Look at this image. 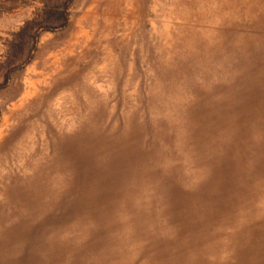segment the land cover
<instances>
[{
  "label": "rangeland",
  "instance_id": "374dc122",
  "mask_svg": "<svg viewBox=\"0 0 264 264\" xmlns=\"http://www.w3.org/2000/svg\"><path fill=\"white\" fill-rule=\"evenodd\" d=\"M263 8L0 0V264H264Z\"/></svg>",
  "mask_w": 264,
  "mask_h": 264
},
{
  "label": "bare ground",
  "instance_id": "6f19581e",
  "mask_svg": "<svg viewBox=\"0 0 264 264\" xmlns=\"http://www.w3.org/2000/svg\"><path fill=\"white\" fill-rule=\"evenodd\" d=\"M233 1H234V0H233ZM260 1H261V0H260ZM171 2H172V1H171ZM177 3H179V2H177ZM248 3H249V2H248ZM185 4H188V3H185ZM185 4H184V5H185ZM207 4H208V3H207ZM215 4H216V3H215ZM218 4H219V3H218ZM176 5H177V4H176ZM178 5H179V4H178ZM222 5L224 6V4H222ZM244 5H245V4H244ZM179 6H181V5H179ZM182 6H183V5H182ZM216 6H217V5H216ZM248 6H249V5H248ZM217 7H218V6H217ZM177 8H178V7H177ZM175 9H176V8H175ZM184 9H185V8H183V10H184ZM212 9H213V8H212ZM263 9H264V8H263ZM250 10H251V9H250ZM255 10H256V9H255ZM260 11H261V10H260ZM143 12H144V11H143ZM244 13H245V12H244ZM207 14H208V13H207ZM217 14H218V12H217ZM217 14H215V15H217ZM261 14H262V13H261ZM225 15H226V14H225ZM213 16H214V15H213ZM213 16H212V17H213ZM238 16H239V15H238ZM250 16H251V15H250ZM261 16H262V15H261ZM111 17H112V16H111ZM170 17H171V16H170ZM239 17H240V16H239ZM241 17H242V16H241ZM225 18H227V17H225ZM251 18H252V17H251ZM257 18H258V17H257ZM263 18H264V17H263ZM263 18H262V19H263ZM212 19H214V18H212ZM255 19H256V18H255ZM183 20H184V19H183ZM190 20H191V19H190ZM250 20H251V19H250ZM250 20H249V21H250ZM185 21H186V20H185ZM193 21H194V20H193ZM226 21H227V20H226ZM180 22H182V21H180ZM189 22H190V21H189ZM206 22H207V21H206ZM216 22H217V21H216ZM242 22H243V21H242ZM112 23H113V22H112ZM175 23H176V22H175ZM185 23H187V22H185ZM192 23H193V22H192ZM236 23H237V22H236ZM238 23H240V22L238 21ZM109 24H110V23H109ZM109 24H108V25H109ZM113 24H114V23H113ZM140 24H141V23H140ZM231 24H234V23L232 22ZM244 24H245V23H244ZM110 25H111V24H110ZM141 25H142V24H141ZM248 25H249V24H248ZM175 26H176V25H175ZM190 26H192V25H190ZM198 26H199V25H198ZM240 26H241V25H240ZM110 27H111V26H110ZM241 27H242V26H241ZM244 27H245V26H244ZM177 28H178V27H177ZM193 28H194V27H193ZM216 28H217V27H216ZM220 29H221V28H220ZM222 29H223V28H222ZM222 29H221V30H222ZM178 30H179V28H178ZM157 31H158V30H157ZM197 31H198V30H197ZM164 32H165V31H164ZM164 32H163V33H164ZM167 32H168V31H167ZM259 32H260V31H259ZM259 32H258V33H259ZM262 32H263V31H262ZM154 33H155V32H154ZM177 33H178V32H177ZM196 33H197V32H196ZM221 33H222V32H221ZM155 34H156V33H155ZM174 34H175V33H174ZM223 34L225 35V33H223ZM263 34H264V33H263ZM169 35H170V34H169ZM172 35H173V34H172ZM196 35H197V34H196ZM221 35H222V34H221ZM187 36H188V35H187ZM152 38H153V37H152ZM170 38H171V37H170ZM187 38H188V37H187ZM200 38H201V37H200ZM164 39H165V38H164ZM166 39H167V38H166ZM171 39H172V38H171ZM105 42H106V41H105ZM160 44H161V43H160ZM164 45H165V44H164ZM167 45H168V44H167ZM167 45H166V46H167ZM160 46H161V45H160ZM162 46H163V45H162ZM211 46H213V45H211ZM157 47L159 48L158 45H157ZM161 48L163 49V47H161ZM153 50H154V49H153ZM158 50H160V48H159ZM201 51H202V50H201ZM201 51H200V52H201ZM155 52H156V51H155ZM155 52H154V53H155ZM258 53H259V52H258ZM157 55H158V54H157ZM166 55H167V54H166ZM169 55H170V54H169ZM169 55H168V56H169ZM159 56H160V55H159ZM168 56H166V57H168ZM162 57H163V56H162ZM212 57H213V56H212ZM164 58H165V57H164ZM161 59H162V58H161ZM165 59H166V58H165ZM206 59H207V58H206ZM181 60H182V59H181ZM181 60H180V61H181ZM207 60H208V59H207ZM154 63H155V62H154ZM199 64H200V63H199ZM201 64H202V63H201ZM205 64H206V63H205ZM162 65H163V64H162ZM186 66H187V65H186ZM189 66H190V65H189ZM198 66H199V65H198ZM217 66H218V65H217ZM175 67H177V66H175ZM163 68H165V67H163ZM174 69H175V68H174ZM177 69H178V68H177ZM191 69H192V68H191ZM178 71H179V70H178ZM76 73H77V72H76ZM174 73H175V72H174ZM165 74H166V72H165ZM152 75H153V74H152ZM157 75H158V74H157ZM177 75H178V74H177ZM153 77H154V76H153ZM213 77H214V76H213ZM157 78H158V77H157ZM172 78H173V77H172ZM201 78H202V77H201ZM169 80H170V79H169ZM213 80H215V79H213ZM151 81H152V80H151ZM152 82H153V81H152ZM215 82H216V81H215ZM163 83H164V82H163ZM160 84H161V83H160ZM32 85H34V84H32ZM70 86H71V84H70ZM74 86H75V84H74ZM152 87H153V86H152ZM164 87H165V86H164ZM158 88H160V87H158ZM202 89H203V88H202ZM29 90H31V89H29ZM34 90H35V89H34ZM157 90H158V89H157ZM159 90H160V89H159ZM212 91H213V90H212ZM37 92H38V91H37ZM201 92H202V90H201ZM204 92H205V91H204ZM156 93H159V92H156ZM156 93H155V95H156ZM199 93H200V92H199ZM202 93H203V92H202ZM25 94H26V93H25ZM123 94H124V93H123ZM148 95H149V94H148ZM157 95H159V94H157ZM197 96H198V95H197ZM37 97H38V96H37ZM155 97H156V96H155ZM38 98H39V97H38ZM181 98H182V96H181ZM195 98H196V97H195ZM198 100H199V99H198ZM82 102H83V101H82ZM154 102H156V101H154ZM169 102H170V101H169ZM158 103H159V102H158ZM193 104H194V102H193ZM155 105H156V103H155ZM166 105H167V104H166ZM191 105H192V104H191ZM194 106H195V104H194ZM76 107H77V106H76ZM157 108H159V107H157ZM167 108H168V107H167ZM93 109H94V108H93ZM195 109H196V108H195ZM79 110H80V109H79ZM150 110H151V109H150ZM164 110H165V109H164ZM174 110H175V109H174ZM87 111H88V110H87ZM151 111H152V110H151ZM177 111H178V110H177ZM177 111H176V112H177ZM84 112H85V111H84ZM171 112H172V111H171ZM174 112H175V111H174ZM166 113H167V112H166ZM87 114H88V113H87ZM161 114H162V113H161ZM172 114H173V113H172ZM175 114H176V113H175ZM175 114H174V115H175ZM169 115H170V114H169ZM79 117H81V116H79ZM84 117H85V116H84ZM160 117H161V116H160ZM170 117H171V116H170ZM167 118H168V117H167ZM107 119H108V118H107ZM170 119H171V118H170ZM170 119H168V120H170ZM92 121H93V120H92ZM87 122H88V121H87ZM116 122H117V121H116ZM116 122H114V123L116 124ZM91 123H94V122H91ZM111 123H112V122H111ZM94 124H95V123H94ZM176 124L178 125L179 122L176 123ZM112 125H113V124H112ZM112 125H111V126H112ZM124 125H125V124H124ZM85 126H86V125H85ZM99 126H100V125H99ZM104 126H105V125H104ZM122 126H123V124H122ZM167 126H168V125H167ZM45 127H46V126H45ZM176 127H177V126H176ZM103 128H104V127H103ZM110 128H111V127H110ZM104 129H105V128H104ZM106 129H107V128H106ZM127 129H128V128H127ZM155 130H156V129H155ZM129 131H130V130H129ZM175 133H176V132H175ZM107 134H108V132H107ZM99 136H100V135H99ZM116 136H117V135H116ZM123 136H125V135H123ZM113 137H114V136H113ZM113 137H112V138H113ZM117 137H118V136H117ZM121 138H122V137H121ZM173 138H174V137H173ZM191 138H192V137H191ZM119 140H120V138H119ZM90 141H91V140H90ZM117 141H118V140H117ZM161 142H162V141H161ZM186 142H187V141H186ZM29 143H30V142H29ZM90 144H91V143H90ZM183 145H184V144H183ZM30 146H31V145H30ZM167 146H168V144H167ZM184 146H186V144H185ZM174 147H176V146H174ZM189 147H190V146H189ZM189 147H187L188 150H189ZM89 148H90V147H89ZM168 148H169V146H168ZM92 149H93V148H92ZM102 149H103V148H102ZM161 149H162V148H161ZM181 149H182V148H181ZM147 150H148V149H147ZM100 151H102V150L100 149ZM162 151H163V150H162ZM94 152H95V149H94ZM176 152H177V151H176ZM193 152H194V151H193ZM177 153H178V152H177ZM199 153H200V152H199ZM160 154H161V153H160ZM169 154L172 155L170 152H169ZM175 154H176V153H175ZM209 154H210V153H209ZM41 155H42V154H41ZM177 156H178V155H177ZM196 156H197V155H196ZM196 156H195V157H196ZM200 156H201V154H200ZM44 157H45V155H44ZM201 157H203V156H201ZM29 158H30V157H29ZM40 158H41V157H40ZM122 158H123V157H122ZM175 158H177V157H175ZM26 159H27V158H26ZM30 159H32V158H30ZM6 160H7V159H6ZM124 160H125V159H124ZM129 160H130V159H129ZM166 160H167V159H166ZM127 161H128V160H127ZM219 161H220V160H219ZM28 162H29V161H28ZM30 162H31V160H30ZM94 162H95V161H94ZM214 162H215V161H214ZM135 163H136V162H135ZM207 163H208V162H207ZM192 164H193V163H192ZM129 165H130V164H129ZM142 165H143V164H142ZM160 165H161V164H160ZM122 166H123V165H122ZM136 166H137V165H136ZM155 166H157V164H156ZM178 166H179V165H178ZM181 166H182V165H181ZM205 166H207V165L205 164ZM35 167H36V166H35ZM150 167H151V166H150ZM152 167H153V166H152ZM183 167H184V166H183ZM230 167H231V166H230ZM131 168H132V167H131ZM136 168H137V167H136ZM136 168H135V169H136ZM147 168H148V167H147ZM161 168H163V167H161ZM191 168H192V167H191ZM208 168H209V167H208ZM208 168H207V169H208ZM212 168H213V167H212ZM228 168H229V167H228ZM121 169H122V168H121ZM132 169H133V168H132ZM255 169H256V168H255ZM149 170H150V169H149ZM185 170H186V169H185ZM193 170H194V169H193ZM195 170H196V169H195ZM205 170H206V169H205ZM153 171H154V170H153ZM159 171H160V170H159ZM260 171H261V170H260ZM262 171H263V170H262ZM123 172H125V171H123ZM161 172H162V171H161ZM218 172H220V171H218ZM116 173H117V172H116ZM208 173H209V172H208ZM247 173H248V172H247ZM254 173H255V172H254ZM11 174H12V173H11ZM80 174H81V173H80ZM134 174H135V173H134ZM161 174H162V173H161ZM193 174H194V173H193ZM196 174H197V173H196ZM248 174H249V173H248ZM250 174H251V173H250ZM9 175H10V174H9ZM194 175H195V174H194ZM198 175H199V173H198ZM235 175H236V174H235ZM112 176H113V175H112ZM118 176H119V175H118ZM138 176H139V175H138ZM187 176H188V175H187ZM250 176H251V175H250ZM257 176H258V175H257ZM79 177H80V176H79ZM110 177H111V176H110ZM134 177H136V176H134ZM179 177H180V176H179ZM248 177H249V176H248ZM80 178H81V177H80ZM116 178H119V177H116ZM146 179H147V177H146ZM194 179H195V178H194ZM199 179H200V178H199ZM218 179H219V178H218ZM250 179H251V178H250ZM78 180L80 181V179H78ZM117 180H119V179H117ZM137 180H138V179H137ZM140 180H141V178H140ZM167 180H168V179H167ZM183 180H184V179H183ZM115 181H116V180H115ZM153 181H154V180H153ZM180 181H181V180H180ZM185 181H186V180H185ZM199 181H200V180H199ZM119 182H120V181H119ZM119 182H118V183H119ZM168 182H169V181H168ZM174 182H175V181H174ZM220 182H221V181H220ZM259 182H260V181H259ZM171 183L173 184V182H171ZM182 183H183V182H182ZM194 183H195V182H194ZM250 183H251V182H250ZM178 184H179V183H178ZM190 184H191V183H190ZM202 184H203V183H202ZM204 184H205V183H204ZM219 184H220V183H219ZM78 185H79V184H78ZM174 185H175V184H174ZM197 185H198V184H197ZM209 185H210V184H209ZM235 185H236V184H235ZM241 185H242V184H241ZM198 186H200V185H198ZM220 186H221V185H220ZM79 187H80V186H79ZM79 187H78V188H79ZM170 187H171V186H170ZM172 187H174V186H172ZM172 187H171V189H172ZM208 187H209V186H208ZM241 187H242V186H241ZM175 188H176V187H175ZM198 188H200V187H198ZM250 188H251V187H250ZM24 189H25V188H24ZM173 189H174V188H173ZM173 189H172V192H173ZM209 189H210V187H209ZM245 189H246V188H245ZM78 190H79V189H78ZM180 190H181V188H180ZM183 190H184V189H183ZM187 190H188V189H187ZM194 190H195V189H194ZM201 190H202V189H201ZM235 190H236V189H235ZM239 190H240V189H239ZM248 190H249V188H248ZM136 191H137V190H136ZM197 191H198V190H197ZM140 192H141V191H140ZM146 192H147V190H146ZM149 192H150V191H149ZM149 192H148V193H149ZM184 192H185V190H184ZM190 192H191V191H190ZM208 193H209V192H208ZM245 193H246V192H245ZM255 193H256V192H255ZM257 194H258V191H257ZM205 196H206V195H205ZM143 197H145V196H143ZM173 197H174V196H173ZM236 197H237V196H236ZM238 197H239V196H238ZM27 198H28V197H27ZM74 198H75V197H74ZM240 198H241V197H240ZM169 199H170V198H169ZM173 199H174V198H173ZM175 199H176V198H175ZM223 199H224V198H223ZM237 199H239V198H237ZM142 200H143V199H142ZM148 200H149V199H148ZM194 200H195V199H194ZM239 200H240V199H239ZM242 200H244V199H242ZM242 200H241V201H242ZM29 201H30V200H29ZM144 201H145V200H144ZM170 201H171V200H170ZM173 201H174V200H173ZM197 201H198V200H197ZM197 201H196V202H197ZM225 201H226V200H225ZM229 201H230V200H229ZM234 201H235V200H234ZM245 201H246V200H245ZM245 201H244V202H245ZM71 202H72V201H71ZM73 202H74V201H73ZM73 202H72V203H73ZM157 202H158V201H157ZM166 202H167V200H166ZM171 202H172V201H171ZM198 202H199V201H198ZM244 202H243V203H244ZM174 203H175V202H174ZM180 203L182 204V202H180ZM199 203H200V202H199ZM230 203H231V202H230ZM236 203H238V202H236ZM69 204H71V203H69ZM76 204H77V202H76ZM157 204H158V203H157ZM157 204H156V205H157ZM160 204H161V203H160ZM171 204H172V203H171ZM175 204H176V203H175ZM189 204H190V203H189ZM195 204H196V203H195ZM206 204H207V203H206ZM241 204H242V203H241ZM241 204H240V205H241ZM246 204H247V202H246ZM154 205H155V204H154ZM172 205H173V204H172ZM184 205H185V204H184ZM146 206H147V205H146ZM218 206H219V205H218ZM218 206L216 207L217 209H219ZM238 206H239V205H238ZM158 207H159V206H158ZM184 207H185V206H184ZM154 208H155V207H154ZM156 208H157V207H156ZM182 208H183V207H182ZM211 208H212V207H211ZM216 208H215V210H216ZM226 208H227V207H226ZM74 209H75V208H74ZM150 209H151V208H150ZM163 209H164V208H163ZM163 209H162V210H163ZM212 209H213V208H212ZM235 209H236V208H235ZM238 209H239V208H238ZM69 210H70V209H69ZM206 210H207V209H206ZM243 210H244V209H243ZM243 210H242L241 212H243ZM232 211H233V210H232ZM262 211H263V210H262ZM23 212H24V211H23ZM162 212H163V211H162ZM178 212H180V211H178ZM233 212H234V211H233ZM238 212H239V211H238ZM155 213H156V212H155ZM158 213H159V212H158ZM224 213H225V212H224ZM236 213H237V212H236ZM101 214H102V213H101ZM160 214H161V212H160ZM160 214H159V216H162V214H161V215H160ZM178 214H179V213H178ZM184 214H185V213H183V215H184ZM206 214H207V213H206ZM28 215H29V214H28ZM240 215H241V214H240ZM100 216H101V215H100ZM210 216H213V215H210ZM233 216H234V214H233ZM27 217H28V216H27ZM29 217H30V216H29ZM45 217H46V216H45ZM45 217H44V218H45ZM68 217H69V216H68ZM187 217H188V216H187ZM214 217H215V216H214ZM262 217H263V215H262ZM48 218H49V217H48ZM48 218H47V220H48ZM66 218H67V217H66ZM152 218H153V217H152ZM164 218H165V217H164ZM208 218H209V217H208ZM215 218H216V217H215ZM34 219H35V218H34ZM218 219H219V218H218ZM29 220H30V219H29ZM151 220H152V219H151ZM178 220H179V219H178ZM219 220H220V219H219ZM236 220H237V217H236ZM42 221H44V220H42ZM44 222H45V221H44ZM60 222H61V221H60ZM159 222H160V221H158V223H159ZM219 222H220V221H219ZM262 222H263V221H262ZM225 223H227V221H225ZM237 223H238V222H237ZM156 224H157V223H156ZM15 225H16V224H15ZM27 225H28V224H27ZM41 225H42V224H41ZM41 225H40V226H41ZM74 225H75V224H74ZM80 225H81V224H80ZM201 225H202V224H201ZM203 225L206 226V225H208V224L206 223V224H203ZM263 225H264V224H263ZM16 226H17V225H16ZM16 226H15V228H16ZM32 226H33V225H32ZM44 226H45V225H44ZM70 226H71V225H70ZM204 226H203V227H204ZM209 226H210V225H209ZM209 226H208V227H209ZM29 227H30V226H29ZM38 227H39V226H38ZM81 227H82V226H81ZM155 227H156V226H155ZM238 227H239V226H238ZM257 227H258V226H257ZM259 227H261V226H259ZM15 228H14V229H15ZM26 228H27V227H26ZM42 228H43V227H42ZM45 228H46V226H45ZM54 228H55V227H54ZM205 228H206V227H205ZM249 228H250V227H249ZM261 228H262V227H261ZM18 229H19V228H18ZM81 229H82V228H81ZM157 229H158V228H157ZM162 229H163V228H162ZM208 229H211V226H210V228H208ZM215 229H216V228H215ZM222 229H223V231H224V228H222ZM254 229H255V228H254ZM254 229H253V230H254ZM257 229H258V228H257ZM263 229H264V228H263ZM23 230H24V228H23ZM42 230H43V229H42ZM42 230H41V231H42ZM46 230H47V228H46ZM158 230H159V229H158ZM169 230H170V229H169ZM171 230H172V229H171ZM190 230H191V229H190ZM205 230H206V229H205ZM216 230H217V229H216ZM249 230H252V229H249ZM259 230H260V229H259ZM259 230H257L258 233H259ZM75 231H76V230H75ZM160 231H162V230H160ZM160 231H159V232H160ZM217 231H218V230H217ZM217 231H215V233H216ZM239 231H240V230H239ZM257 231H256V232H257ZM31 232H33V231H31ZM48 232H49V231H48ZM48 232H47V233H48ZM55 232H56V231H55ZM183 232H184V231H183ZM235 232H236V231H235ZM263 232H264V231H263ZM69 233H70V232H69ZM184 233H185V232H184ZM211 233H212V232H211ZM224 233H225V232H224ZM239 233H240V232H239ZM246 233H247V232H246ZM260 233H261V232H260ZM29 234H30V231H29ZM55 234H56V233H55ZM174 234H175V233H174ZM247 234H248V233H247ZM262 234H263V233H262ZM35 235H36V234H35ZM38 235H39V234H38ZM38 235H37V236H38ZM44 235H45V234H44ZM70 235H71V233H70ZM162 235L164 236V234H162ZM177 235H179V234H177ZM182 235H183V233H182ZM186 235H187V234H186ZM186 235H185V236H186ZM191 235H192V234H191ZM206 235H207V234H206ZM209 235H210V234H209ZM243 235H244V234H243ZM56 236H57V234H56ZM154 236H155V235H154ZM154 236H153V237H154ZM166 236H167V235H166ZM240 236H242V235L240 234ZM258 236H259V235H258ZM262 236H264V235H262ZM262 236H259V237H262ZM41 237H42V236H41ZM235 237L237 238V235H235ZM30 238H32V236H31ZM38 238H40V237L38 236ZM54 238H55V237H54ZM67 238H68V237H67ZM176 238H177V237H176ZM216 238H217V236H216ZM251 238H252V237H251ZM253 238H255V237H253ZM15 239H17V238L15 237ZM45 239H46V237H45ZM50 239H52V238H50ZM70 239H71V238H70ZM73 239H74V238H73ZM219 239H220V238H219ZM256 239H257V238H256ZM35 240H36V239H35ZM38 240H39V239H38ZM53 240H54V239H53ZM53 240H52V241H53ZM170 240H171V239H170ZM170 240H169V241H170ZM185 240H186V238H185ZM252 240H253V239H252ZM28 241H30V240L28 239ZM42 241H43V240H42ZM42 241H41V242H42ZM61 241H63V240H61ZM175 241H176V240H175ZM38 242H39V241H38ZM55 242H57V240H56ZM68 242H69V241H68ZM80 242H81V241H80ZM165 242H166V239H165ZM171 242H172V241H171ZM26 243H27V242H26ZM33 243H34V242H33ZM36 243H37V242H36ZM63 243H64V242H63ZM173 243H174V242H173ZM177 243H178V242H177ZM193 243H194V242H193ZM169 244H170V243H169ZM198 244H199V243H198ZM73 245H74V244H73ZM67 246H68V245H67ZM74 246H76V245H74ZM60 247H61V246H60ZM70 247H71V246H70ZM78 247H80V246H78ZM78 247H76V250L78 249ZM159 247H160V246H159ZM24 248H25V247H24ZM26 248H27V246H26ZM29 248H30V247H29ZM29 248H28V250H29ZM31 248H32V247H31ZM152 248H154V247H152ZM192 248H193V246H192ZM211 248H212V247H211ZM213 248H215V247H213ZM73 249H74V248H73ZM57 250H58V249H57ZM163 250H164V249H163ZM211 250H212V249H211ZM29 251H30V250H29ZM35 251H36V250H35ZM81 251H82V249H81ZM209 251H210V249H209ZM54 252H55V251H54ZM58 252H59V251H58ZM64 252H65V251H64ZM157 252H158V251H157ZM210 252H211V251H210ZM261 252H262V251H261ZM27 253H28V252H27ZM29 253H30V252H29ZM76 253H77V252H75V254H76ZM84 253H85V252H84ZM259 253H260V252H259ZM31 254H32V253H31ZM75 254H74V255H75ZM257 254H258V253H257ZM257 254H256V255H257ZM33 255H34V254H33ZM58 255H59V254H58ZM258 255H259V254H258ZM260 255H262V254H260ZM69 256H70V255H68V257H69ZM263 256H264V255H263ZM84 257H85V255H84ZM52 258H53V257H52ZM70 258H71V257H70ZM257 259H258V258H257ZM78 260H79V259H78ZM80 260H81V258H80ZM66 261H67V260H66ZM66 261H65V262H66ZM68 261H69V260H68ZM65 262H64V263H65ZM245 262H246V261H245ZM46 264H47V263H46ZM72 264H73V263H72Z\"/></svg>",
  "mask_w": 264,
  "mask_h": 264
}]
</instances>
